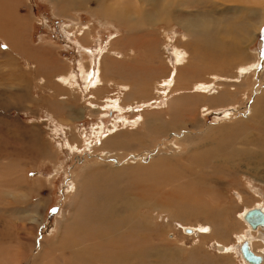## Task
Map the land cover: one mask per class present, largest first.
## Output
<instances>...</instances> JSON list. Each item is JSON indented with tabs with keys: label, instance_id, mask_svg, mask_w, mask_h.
I'll return each mask as SVG.
<instances>
[{
	"label": "rangeland",
	"instance_id": "374dc122",
	"mask_svg": "<svg viewBox=\"0 0 264 264\" xmlns=\"http://www.w3.org/2000/svg\"><path fill=\"white\" fill-rule=\"evenodd\" d=\"M66 1L0 0V264H250L241 247L249 240L263 254L264 228L252 231L242 215L264 209V182L245 168L212 167L208 153L236 144L237 123L264 91V0ZM203 20L224 27L211 47L197 34ZM176 49L186 55L180 66ZM175 68L170 90L163 84ZM197 82L227 86L210 99ZM113 127L120 132L109 137ZM76 187L104 195L94 200L111 225L77 257L60 246L88 205L74 207ZM142 230L147 245L122 237Z\"/></svg>",
	"mask_w": 264,
	"mask_h": 264
},
{
	"label": "bare ground",
	"instance_id": "6f19581e",
	"mask_svg": "<svg viewBox=\"0 0 264 264\" xmlns=\"http://www.w3.org/2000/svg\"><path fill=\"white\" fill-rule=\"evenodd\" d=\"M62 1V0H61ZM142 1V0H141ZM158 1V0H157ZM256 1V0H255ZM260 1V0H259ZM263 1V0H262ZM146 2V1H144ZM173 0H166V4H169V3H172ZM175 2V0H174ZM180 2V1H179ZM182 3V2H181ZM255 3V2H254ZM262 3V2H261ZM63 4H69V5H65L64 7H68V8H77L79 6H82L83 3H82V0H67L66 2H63ZM154 4V3H153ZM171 5V4H170ZM256 6V4H254ZM261 5V4H260ZM262 7V6H261ZM62 8V6H61ZM63 9V8H62ZM61 9V10H62ZM107 9V8H106ZM140 9V8H139ZM141 10V9H140ZM114 11V10H113ZM136 11L138 12L137 8H136ZM142 11V10H141ZM137 12L135 14V16H137ZM140 12V11H139ZM129 14V12H128ZM127 14V15H128ZM123 15V14H122ZM141 15V14H140ZM149 15V14H148ZM116 16V15H115ZM125 19L128 17L126 15H124ZM142 16V15H141ZM161 16V15H160ZM118 18V16H116ZM138 17V16H137ZM136 17V18H137ZM150 16H148V19H149ZM117 18H114L115 20H117ZM119 18L121 19L120 15H119ZM123 18V20H124ZM147 18V17H145ZM144 18V20H145ZM119 19V20H120ZM122 20V21H123ZM128 20V19H127ZM121 21V22H122ZM125 21V20H124ZM138 21V20H137ZM149 21V20H148ZM151 21V20H150ZM204 22H202L201 25H199V30L197 31V34L200 35L206 42L207 45H209L211 47L212 43L215 42V38H214V35H220L221 34V31L219 32V30L223 29L221 26L219 27L218 25L214 24V23H211L210 21L208 20H203ZM128 22V21H127ZM142 22V21H141ZM261 22V21H260ZM139 23V22H138ZM154 23V21H153ZM124 24V22H123ZM126 24V23H125ZM143 24V23H142ZM189 26V25H187ZM191 26V25H190ZM189 26V28H190ZM195 27V26H194ZM189 28L186 27V30L188 31ZM247 28V27H246ZM194 29V28H193ZM198 29V28H197ZM226 29V28H225ZM224 30V29H223ZM254 30V29H253ZM218 31V32H217ZM248 29H246V33L244 32L243 34V39L244 41L246 42H249L250 41V37L248 35ZM193 33V32H192ZM224 33V31L222 32ZM195 35V34H194ZM217 35V36H218ZM225 35V34H223ZM222 36V35H221ZM220 36V37H221ZM227 36V35H226ZM198 39V38H197ZM220 38L218 37V40ZM242 39V38H241ZM202 41V39H201ZM220 41V40H219ZM240 43V42H239ZM244 43V42H243ZM241 44V43H240ZM237 45V44H236ZM208 47V46H207ZM211 50H214L212 48H210ZM231 49V48H230ZM230 49H227V51H229ZM176 55L174 54L175 52H173V54L176 56L177 58V66H180L182 63L185 62L186 60V55L184 53H181L179 51V49H176ZM215 52H218V53H214V52H210L211 56H215L216 58H223L226 56V54H223L225 53L223 50H214ZM226 51V52H227ZM239 51V50H238ZM237 51V52H238ZM242 52V50H240ZM180 52V53H179ZM220 52H223L222 54L223 55H220ZM230 52H234V51H230ZM236 52V53H237ZM214 53V54H213ZM229 53V52H228ZM219 54V55H218ZM231 54V53H230ZM234 57V54L235 53H232ZM240 54V52H239ZM173 55V56H174ZM229 56V55H227ZM238 56V55H237ZM209 57V56H208ZM242 58V57H241ZM175 59V58H174ZM233 59V58H232ZM238 60H239V57H238ZM230 61V60H229ZM187 62V61H186ZM253 66L251 65V67L249 68H252ZM255 67V66H254ZM179 68V67H178ZM177 68V70H178ZM175 69L172 70L171 73V77H170V80L169 82H164L163 85L165 86H169L170 85V90L171 89H175L177 88L178 86L176 85V82H177V71H175ZM251 70V69H250ZM254 70V69H253ZM246 71L245 67L243 66L242 68H238V73L236 75V79L239 80L238 83L236 84H233V86H237V87H243V86H246V83L243 81L244 78H242V74ZM249 70H247L246 72H248ZM253 72V71H251ZM255 72V71H254ZM98 76V75H97ZM244 76V75H243ZM62 78H64L62 76ZM95 78V76H94ZM220 78V77H219ZM224 78V77H223ZM65 79V78H64ZM85 79V78H84ZM88 79V78H87ZM98 79V77L96 78ZM229 79V78H228ZM86 80V79H85ZM88 81V80H87ZM94 82V81H93ZM67 83H69L67 81ZM66 83V84H67ZM88 83V82H87ZM98 83V82H97ZM65 84V83H64ZM94 85V84H93ZM98 85V84H97ZM223 86H227L226 84L224 83H218L216 85H211V82H205V83H202V82H197L193 85V89H197L200 91V93H197V94H200L201 96H205L207 98H210V99H217L220 97V92L223 91V94L225 92L226 89L223 88ZM232 86V85H231ZM94 87V86H93ZM92 87V88H93ZM221 87V88H220ZM229 87V85H228ZM161 88V87H160ZM192 88V87H191ZM71 89V88H70ZM166 88H163L161 90H165ZM221 89V90H220ZM97 90V89H96ZM218 90V91H217ZM160 91V90H159ZM214 91L217 93L215 94ZM206 93L208 95H205V94H202V93ZM160 97H157V99L155 100V102L159 99ZM123 101V100H122ZM112 102V100H111ZM114 102V101H113ZM144 103V102H143ZM113 105V104H112ZM116 105V104H115ZM114 105V106H115ZM241 105V104H240ZM121 106V105H120ZM117 107V106H116ZM128 107V106H127ZM149 107V106H147ZM120 108V107H119ZM125 108V107H124ZM141 112H144V110H142ZM138 113V112H137ZM228 116V115H226ZM244 116V115H243ZM245 117V116H244ZM242 121L238 122L237 123V127H239L240 129H242L241 131V136L236 139V144L234 142V144L232 143H229L227 144L226 146H222L221 144H213L211 146V149L209 151L208 154H210L211 156V165L212 167H217L218 165H221V166H224L225 168L228 167L230 169H234L236 171V169H239V168H245V173H247V175L249 174L252 178H255L258 179V180H261L264 182V91L260 92L258 94V96L253 100V103H252V106L250 107V113H249V116L245 117L244 119H241ZM138 122V121H137ZM144 124L145 122H143L142 124L139 125V127H144ZM136 128V125H134V128ZM160 131L163 129V128H158ZM244 129H248L246 131H244ZM116 129L111 128V132L114 133L112 136H109V137H113V136H116L117 134H119L120 130L116 131ZM164 130V129H163ZM98 132V131H97ZM110 133V132H109ZM94 134H96V131L94 132ZM111 135V133H110ZM108 138V137H107ZM97 142V140H96ZM93 143V141H92ZM116 143V142H115ZM229 145H233L234 147H231V148H228ZM91 148H94V147H91ZM89 149V148H88ZM89 151V150H88ZM106 154V152H105ZM225 170V169H224ZM228 170V169H227ZM232 170H228V171H232ZM81 171L83 172L82 175L85 177L87 175L86 172L88 171H91L90 169H88L87 166H84ZM80 171V172H81ZM233 172V171H232ZM246 175V174H245ZM84 180V178H80L78 180L79 183H82ZM91 182V181H90ZM93 181H92V185H93ZM94 186V185H93ZM80 187H76V191L74 192V198H73V201L75 202L74 204V207L75 205L77 204L78 201L81 200V198L83 199V202L87 203L88 205H85V209H79V217L82 216V221L81 223H79L77 226L75 225L76 224V220H77V215L76 213H74L75 215L71 217L70 219V227L67 231H65L63 233V237L62 239L60 240V246L62 247V249H69L71 250L72 253H74L73 255L74 256H78V255H82L84 253H89L90 250H92L94 247L98 248L99 247V243L100 241H103L106 237L110 236L108 235L111 231V225L107 224V225H104L106 224L107 221H109V217L107 215V212L105 210V208L103 207V205H101L98 200L95 201L94 199H96V197H104L103 194L101 193H98L97 191H92L94 192V195L91 197V194L88 190V192H84L85 194H81V196L78 194V191H79ZM80 199V200H79ZM89 200H90V204H89ZM72 201V202H73ZM102 203L104 205H106L105 201ZM133 207V204L132 202H124L122 205H121V209L123 210V212H128L131 208ZM119 206L117 204H112L110 205L109 209H108V213H112L114 216H116V211L115 210H119ZM88 209V212H85V210ZM260 212L262 214V220H261V223L257 226H250L249 222H247L244 218L246 216H250L252 213L254 212ZM78 214V213H77ZM243 216V220L244 222L249 226V228H253L255 230H252V231H256L258 229H262L264 228V209L260 208V207H256V208H252L250 210H248ZM118 218V217H116ZM248 218V220H250V217H246ZM122 220H125L126 219H122ZM254 220H258L255 216H254ZM260 221V220H259ZM98 226H100L98 228ZM76 227V229H75ZM98 228V229H97ZM115 229V228H114ZM264 230V229H263ZM141 233H145L143 230L140 232V233H134L133 231H128V232H125V233H122V237L124 238V236L126 237V239L128 241L130 240H133V239H137L138 242H142L144 245L146 244L144 242V236H142ZM188 233H190V230H188ZM83 235V236H82ZM82 236L83 238V242L84 243H79V244H75L74 246V241H75V238H78ZM95 237V242L93 244H97V245H92L91 247H89L88 245L89 244V240L91 239V237ZM92 237V238H93ZM257 237V241L259 240L260 241V250L262 251L263 254L261 255H256L250 248V245H249V240H246L244 241L245 243V247L249 249V251H251L255 256L257 257H260L261 258V264L264 262V231H259L256 235ZM94 239V238H93ZM67 240L69 241H73V243H70L69 245L66 246V243L68 242ZM99 241V242H97ZM87 243V244H86ZM76 245H79V246H76ZM147 245V244H146ZM112 247H118V245H115L114 243H112L111 245ZM60 247V248H61ZM108 248V247H107ZM116 248V249H117ZM61 249V250H62ZM145 249V247H144ZM218 250L222 251L224 250V248L222 247H218ZM64 251V250H63ZM146 251V250H144ZM258 251V250H257ZM69 252V251H68ZM260 252V251H259ZM73 256V257H74ZM75 258V257H74ZM126 258V257H125ZM121 259V258H120ZM129 260V258H127ZM120 261H123V263L126 261V259L122 258V260H119L118 262L120 263ZM130 261V260H129ZM77 263H80V261L78 260ZM118 263V264H119ZM246 263V262H245ZM82 264V263H81ZM85 264V262H84ZM247 264V263H246ZM253 264V263H251Z\"/></svg>",
	"mask_w": 264,
	"mask_h": 264
},
{
	"label": "water",
	"instance_id": "95a60500",
	"mask_svg": "<svg viewBox=\"0 0 264 264\" xmlns=\"http://www.w3.org/2000/svg\"><path fill=\"white\" fill-rule=\"evenodd\" d=\"M254 216L258 219V220H254ZM246 217H250V220H248V218ZM244 219L249 222L250 226H257L261 223L262 220V214L260 212H254L252 213L250 216H246ZM260 220V221H259ZM260 222V223H259ZM241 253L243 258L248 262V263H253V264H260V262L262 261L260 257L255 256L251 251H249L248 247H245V244L242 245L241 247Z\"/></svg>",
	"mask_w": 264,
	"mask_h": 264
}]
</instances>
